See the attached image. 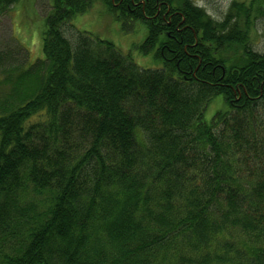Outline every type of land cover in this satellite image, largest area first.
Wrapping results in <instances>:
<instances>
[{
	"label": "trees",
	"instance_id": "16d2710c",
	"mask_svg": "<svg viewBox=\"0 0 264 264\" xmlns=\"http://www.w3.org/2000/svg\"><path fill=\"white\" fill-rule=\"evenodd\" d=\"M96 1L50 0L42 59L0 51V264H264V54L248 37L264 9L234 1L217 21L173 0L161 39L167 22L104 0L148 27L141 52L163 67L142 69L65 34ZM30 191L50 195L42 214L22 206Z\"/></svg>",
	"mask_w": 264,
	"mask_h": 264
},
{
	"label": "rangeland",
	"instance_id": "374dc122",
	"mask_svg": "<svg viewBox=\"0 0 264 264\" xmlns=\"http://www.w3.org/2000/svg\"><path fill=\"white\" fill-rule=\"evenodd\" d=\"M234 1L238 3L256 1L264 9V0H193L217 21H223ZM50 10V0H26L13 5L8 12L2 14L0 16V51L21 47L30 56V63L42 59L46 16ZM252 19L248 30L250 45L254 51L264 54V15H258L256 20L252 21ZM238 25L240 29L246 30L244 19H239ZM75 29L89 33L100 40L112 42L123 53L131 55L133 61L142 69L163 67V62L157 59L154 53L144 55L141 52L140 46L147 36L146 26L141 23L124 26L111 12H108L102 1H96L86 13L75 16L71 22L63 26V31L68 37L75 33ZM227 57L231 61L238 56L229 54ZM224 107L222 101L216 99L207 110V120L210 121L214 114ZM24 196L22 206L25 210L31 206L30 211L35 215L42 214L46 210L47 199L50 196L48 193L40 194L30 191Z\"/></svg>",
	"mask_w": 264,
	"mask_h": 264
},
{
	"label": "flooded vegetation",
	"instance_id": "af4514ba",
	"mask_svg": "<svg viewBox=\"0 0 264 264\" xmlns=\"http://www.w3.org/2000/svg\"><path fill=\"white\" fill-rule=\"evenodd\" d=\"M97 1H103L104 2V0H97ZM105 1H108V0H105ZM110 1L113 4H115L117 7H121V4L123 2H126L127 0H110ZM131 1L134 2L135 11L139 15H141L145 19L146 22H151L155 27L161 25L162 22H167L165 24H166L167 28L170 29V31L168 29H165L162 27L163 29H165V32L162 30H159V37H161V39H162L165 36H167V37L173 39V36L171 33V32H173V30H172V28H173V10H172V7L170 5V3H173V0H131ZM116 2H119V3H116ZM147 7H148L150 13H153V15L148 14L149 11H148ZM128 8L130 9L129 5H128ZM135 11H133V12H135ZM139 23L140 22H138V24ZM146 29H147V34H148L149 30H148L147 26H146ZM162 41L164 44L161 47H162V54L164 56L165 48L170 49V46L167 44L168 41H166V40H162ZM169 51L173 52L172 50H169Z\"/></svg>",
	"mask_w": 264,
	"mask_h": 264
}]
</instances>
